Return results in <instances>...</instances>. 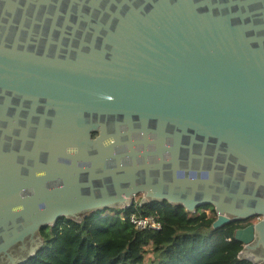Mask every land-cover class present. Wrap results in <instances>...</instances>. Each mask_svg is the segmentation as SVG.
I'll return each instance as SVG.
<instances>
[{"label": "water", "instance_id": "water-1", "mask_svg": "<svg viewBox=\"0 0 264 264\" xmlns=\"http://www.w3.org/2000/svg\"><path fill=\"white\" fill-rule=\"evenodd\" d=\"M138 195L264 264V0H0V264Z\"/></svg>", "mask_w": 264, "mask_h": 264}, {"label": "trees", "instance_id": "trees-1", "mask_svg": "<svg viewBox=\"0 0 264 264\" xmlns=\"http://www.w3.org/2000/svg\"><path fill=\"white\" fill-rule=\"evenodd\" d=\"M95 136V134L93 135ZM187 213L182 206L139 200L128 209L95 212L81 221L61 218L43 227V247L26 264H252L239 258L242 244L233 235L248 222H232L218 229L216 219ZM131 215L153 216L162 225L158 232L136 230Z\"/></svg>", "mask_w": 264, "mask_h": 264}, {"label": "built area", "instance_id": "built-area-1", "mask_svg": "<svg viewBox=\"0 0 264 264\" xmlns=\"http://www.w3.org/2000/svg\"><path fill=\"white\" fill-rule=\"evenodd\" d=\"M129 222L136 230L147 232H158L161 230V223L153 216L131 215Z\"/></svg>", "mask_w": 264, "mask_h": 264}, {"label": "rangeland", "instance_id": "rangeland-1", "mask_svg": "<svg viewBox=\"0 0 264 264\" xmlns=\"http://www.w3.org/2000/svg\"><path fill=\"white\" fill-rule=\"evenodd\" d=\"M140 199H141V195L139 196H136L135 198H134V202L135 201H137V200H139L140 201ZM111 210H104L103 212V214H108V213H112V212H110ZM201 212H204V213H206L207 215H211V209L210 208H202V210H200V213ZM83 216V215H82ZM252 221V223L254 224V223H257L258 222V219H256V218H254V219H251Z\"/></svg>", "mask_w": 264, "mask_h": 264}, {"label": "flooded vegetation", "instance_id": "flooded-vegetation-1", "mask_svg": "<svg viewBox=\"0 0 264 264\" xmlns=\"http://www.w3.org/2000/svg\"><path fill=\"white\" fill-rule=\"evenodd\" d=\"M251 221H252V220H248V221H245V222H248V225H250V224H253ZM248 225H247V226H248ZM247 226H246V227H247Z\"/></svg>", "mask_w": 264, "mask_h": 264}, {"label": "crops", "instance_id": "crops-1", "mask_svg": "<svg viewBox=\"0 0 264 264\" xmlns=\"http://www.w3.org/2000/svg\"><path fill=\"white\" fill-rule=\"evenodd\" d=\"M111 212V211H110ZM101 213L103 214L104 212L103 211H101Z\"/></svg>", "mask_w": 264, "mask_h": 264}]
</instances>
